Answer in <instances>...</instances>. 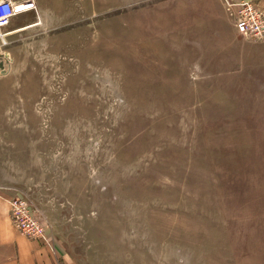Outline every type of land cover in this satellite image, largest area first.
I'll list each match as a JSON object with an SVG mask.
<instances>
[{
  "label": "rangeland",
  "instance_id": "1",
  "mask_svg": "<svg viewBox=\"0 0 264 264\" xmlns=\"http://www.w3.org/2000/svg\"><path fill=\"white\" fill-rule=\"evenodd\" d=\"M236 1L30 0L0 31V189L75 264H264V50Z\"/></svg>",
  "mask_w": 264,
  "mask_h": 264
},
{
  "label": "built area",
  "instance_id": "2",
  "mask_svg": "<svg viewBox=\"0 0 264 264\" xmlns=\"http://www.w3.org/2000/svg\"><path fill=\"white\" fill-rule=\"evenodd\" d=\"M30 0H0V31L17 15L31 7ZM32 8V7H31ZM238 35L246 39L264 36V10L257 4L239 0L228 7ZM9 215L14 228L30 240L44 239L45 227L31 211L28 201L21 198L9 200Z\"/></svg>",
  "mask_w": 264,
  "mask_h": 264
},
{
  "label": "crops",
  "instance_id": "3",
  "mask_svg": "<svg viewBox=\"0 0 264 264\" xmlns=\"http://www.w3.org/2000/svg\"><path fill=\"white\" fill-rule=\"evenodd\" d=\"M243 1L253 2L264 10V0ZM258 44L259 49L264 50V36ZM12 197L10 192L0 189V264H75L74 259L58 244L52 245L45 239L30 240L14 228L9 215V200ZM46 235L50 236L48 229Z\"/></svg>",
  "mask_w": 264,
  "mask_h": 264
},
{
  "label": "bare ground",
  "instance_id": "4",
  "mask_svg": "<svg viewBox=\"0 0 264 264\" xmlns=\"http://www.w3.org/2000/svg\"><path fill=\"white\" fill-rule=\"evenodd\" d=\"M5 35H1V37L3 38Z\"/></svg>",
  "mask_w": 264,
  "mask_h": 264
}]
</instances>
